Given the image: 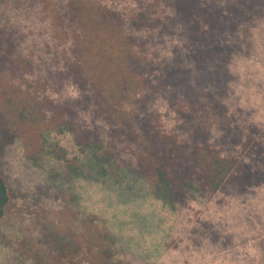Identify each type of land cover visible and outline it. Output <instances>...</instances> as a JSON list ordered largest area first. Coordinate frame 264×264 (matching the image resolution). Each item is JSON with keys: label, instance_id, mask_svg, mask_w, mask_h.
<instances>
[{"label": "rangeland", "instance_id": "rangeland-1", "mask_svg": "<svg viewBox=\"0 0 264 264\" xmlns=\"http://www.w3.org/2000/svg\"><path fill=\"white\" fill-rule=\"evenodd\" d=\"M70 1L0 0V59L10 60L8 72L30 61L36 68L25 77L52 83L44 68L55 73L68 67L74 37L98 5L125 17L157 1L175 26L153 41L165 63L146 70V110L164 133L196 137L198 145L204 138L220 154H231L238 168H249L234 171L231 184L216 193H203L194 181L187 192L171 195L138 171L141 143L132 141L134 125L127 138L107 124L102 138L109 145H80L67 126L27 134L0 153L9 193L0 218V264H71L68 224L83 226V218L90 232L99 230L106 247L102 264H264V174L246 179L264 170V13L249 27L248 43L222 61L223 53L211 60L204 52L215 42L208 25L201 28L196 12L181 13L177 1L75 0L93 8L84 16H74ZM235 1L215 0L223 15ZM84 86L86 92L65 78L60 95L88 94ZM94 97L85 104L88 111L82 107L86 121L95 114Z\"/></svg>", "mask_w": 264, "mask_h": 264}, {"label": "trees", "instance_id": "trees-1", "mask_svg": "<svg viewBox=\"0 0 264 264\" xmlns=\"http://www.w3.org/2000/svg\"><path fill=\"white\" fill-rule=\"evenodd\" d=\"M176 1L181 13L198 14L202 29L208 25L207 31L211 39L215 37V42L212 41L210 49L204 52L206 55L212 53L211 60L217 52L216 55L223 53L220 56L225 61L227 54L241 48L243 42L248 43L249 27L264 13V0L229 2L231 12L226 15L220 13L221 8L215 0H212L213 5L200 0L171 2ZM158 5L157 1L143 3L125 17L113 8L98 5L96 16L84 18V31L74 37L73 58L68 61V67L55 73L44 68L47 78L54 77L52 83L44 79L28 80L25 75L36 68L30 61L22 67L15 65L8 72L5 63L10 60L0 59V153L16 139L27 134L39 135L47 129L67 126L80 145L90 146L106 141L102 137L108 132L107 124L115 125L116 135L125 134L127 138L134 134V125L138 133L132 141L138 139L141 143V150L136 154L137 168L153 188L168 189L171 195L183 194L187 192L186 185L195 181L200 191L213 194L231 184L234 171L246 173L248 165L243 163L238 168L239 162L231 154H220L204 138L198 145L196 137L164 133L146 110L150 94L146 70L154 64L165 63L157 59L158 49L153 41L175 26L171 15ZM68 7L74 16H84L83 13L89 14L88 10L93 9L75 0H71ZM240 20L245 23L241 29L244 37L238 34ZM65 78L78 83L84 92V85H88L92 94L88 91L78 97H63L60 88ZM91 96H95L98 105L95 103V114L86 121L82 112L88 111L85 104H90ZM108 154L113 157L109 149ZM258 173L262 175L264 170L256 169L254 175L249 172L246 179ZM8 204L9 193L0 169V218ZM86 222L88 220L83 218V226L68 224V261L80 264L85 259L90 264H102L106 247L98 237L99 230L95 228L90 232L91 226Z\"/></svg>", "mask_w": 264, "mask_h": 264}]
</instances>
